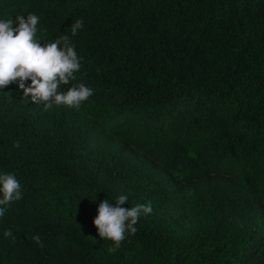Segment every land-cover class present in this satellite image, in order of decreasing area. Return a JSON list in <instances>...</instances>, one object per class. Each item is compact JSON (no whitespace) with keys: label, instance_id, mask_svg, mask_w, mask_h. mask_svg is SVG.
Returning a JSON list of instances; mask_svg holds the SVG:
<instances>
[{"label":"trees","instance_id":"1","mask_svg":"<svg viewBox=\"0 0 264 264\" xmlns=\"http://www.w3.org/2000/svg\"><path fill=\"white\" fill-rule=\"evenodd\" d=\"M29 13L80 57L58 91L93 95L45 110L0 89V174L22 192L0 264H264V0H0L14 27ZM119 195L152 212L110 253L92 221Z\"/></svg>","mask_w":264,"mask_h":264},{"label":"clouds","instance_id":"2","mask_svg":"<svg viewBox=\"0 0 264 264\" xmlns=\"http://www.w3.org/2000/svg\"><path fill=\"white\" fill-rule=\"evenodd\" d=\"M13 19H0V89L11 84H17L23 90V97L29 98L35 104H43L45 110L53 105H66L79 108L93 95V90L84 84H71L67 91L60 92L61 85H68L75 80L76 72L80 70V57L75 51L68 35L43 44L36 38L37 25L40 20L35 14L15 16ZM84 26L81 19L70 25V32L75 36ZM26 81L30 83L26 84ZM19 141L13 143L18 148ZM22 199L21 184L12 173L0 174V217H3L8 207ZM127 202L126 195H119L115 204L101 200L93 224L101 240L112 241L113 246L108 252L120 248L125 234L134 235L135 225L142 215L152 212L150 204L138 203L132 207H122ZM5 237L13 236L12 231H4ZM15 239V237H13ZM32 239L41 244L38 235Z\"/></svg>","mask_w":264,"mask_h":264}]
</instances>
